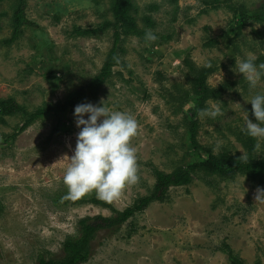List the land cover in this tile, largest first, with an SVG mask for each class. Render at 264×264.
I'll list each match as a JSON object with an SVG mask.
<instances>
[{"label": "rangeland", "instance_id": "obj_1", "mask_svg": "<svg viewBox=\"0 0 264 264\" xmlns=\"http://www.w3.org/2000/svg\"><path fill=\"white\" fill-rule=\"evenodd\" d=\"M263 1L132 0L139 33L120 35L111 75L95 97L80 102L127 112L138 123L131 140L138 180L104 207L90 203L97 198L94 191L68 198L62 182L79 130L73 117L77 104L19 127L27 114L63 101L99 72L113 39L110 28H96L112 18V0H26L31 24L8 44L3 40L10 37L17 0H0V102L11 99L19 106L11 114L0 111V264L61 257L62 244L80 235V219L114 215L147 195L154 184L152 167L170 173L195 160L182 114L172 111L167 95L179 97L181 88H189L186 56L196 66H213L210 86L238 82L222 101L205 103L219 105L221 114L211 118L199 112L197 140L213 153L224 149L245 157L234 130L244 124L243 110L252 119L245 100L264 91V77L250 88L232 69L247 54L264 55V26L253 23L227 37L235 18L228 6L252 9ZM76 28L94 31L77 34ZM148 31L155 40L145 38ZM254 154L264 155V140L256 139ZM200 175L185 186L169 187L162 202L149 203L119 227L97 230L79 264H232L234 258L264 264V197L255 198L264 180L245 173L222 180Z\"/></svg>", "mask_w": 264, "mask_h": 264}, {"label": "trees", "instance_id": "obj_2", "mask_svg": "<svg viewBox=\"0 0 264 264\" xmlns=\"http://www.w3.org/2000/svg\"><path fill=\"white\" fill-rule=\"evenodd\" d=\"M26 0H17L12 14V30L10 37L4 39L6 44L13 42L20 34L21 27L26 24H31L25 16ZM154 5H150V8ZM230 7L234 20L231 19L232 24L229 25L226 31V36L239 35L245 26L253 23H258L264 26V1L258 6L248 9L242 4L231 5ZM111 19L103 20L98 26L97 30L110 28L112 30V45L106 54L102 67L99 72L93 75L88 82L80 86L75 91L69 93L66 98L52 105H47L38 108L33 112L27 114L19 127L23 130L30 125L35 119L53 112L57 114L64 112L73 105L80 103L86 96L95 97L104 83V81L111 75V67L117 62L120 35L122 34H138L136 32V25L134 21V13L136 8L133 7L132 0H112ZM146 22L150 23L149 17H144ZM77 34H89L94 31L88 29L76 28L74 30ZM258 38L261 39L260 32H256ZM232 38V37H231ZM264 40V38H263ZM231 41V40H230ZM209 44V43H208ZM184 65L188 68L186 75L189 81V88L180 89L179 97H173L167 94L170 100V106L175 113L182 114V124L187 132V147L191 151L192 159L187 165L179 166L170 173L159 170L156 167L151 168L154 176V184L147 195L138 197L134 202L125 207L123 210H115L114 215L103 216L95 215L90 221L88 218L79 220L80 235L75 239H68L62 244V256L59 258H39L37 264H79L86 260L89 250V243L95 232L99 229H112L122 225L135 212L142 211L149 203L154 201H163L166 198L167 189L171 186H185L192 180L193 175L201 174L203 176L216 177L219 180L234 177V175L247 174L252 180H264V155L258 156L254 154L256 139L249 137L242 130H234L236 139L241 143L246 151L245 157H238L226 152L224 149L218 153H213L211 147L206 148L197 140L198 130V114L202 108L207 107L209 101L220 100L225 90L237 85L238 82H223L217 86H210L207 82L208 77L213 73L212 65L196 66L190 62L187 56L182 60ZM256 63H264V55H258ZM177 90V89H176ZM192 102V111L188 107ZM188 104V105H185ZM16 104H13L11 99L0 102V111L11 114L14 112ZM185 105L184 107H182ZM186 110H188L186 112ZM252 113V112H251ZM252 119L254 117L252 115ZM53 130H57L55 125ZM15 135L11 134L8 138H13ZM7 138V139H8ZM209 184L208 181H206ZM90 203L98 204L106 207L107 202L91 198ZM232 264H243L241 260L234 258ZM258 264V263H255Z\"/></svg>", "mask_w": 264, "mask_h": 264}, {"label": "clouds", "instance_id": "obj_3", "mask_svg": "<svg viewBox=\"0 0 264 264\" xmlns=\"http://www.w3.org/2000/svg\"><path fill=\"white\" fill-rule=\"evenodd\" d=\"M145 38L155 40L156 36L148 31ZM256 60L255 55L247 54L235 60L232 69L242 74L250 88H256L264 77V63L257 64ZM245 101L251 104L254 121L249 119L247 110H243L246 115L241 130L249 137L264 140V91L255 92ZM219 114V105L200 110L202 117L214 118ZM73 117L79 130L70 163L62 177L68 190L67 197L79 199L94 191L97 198L103 201L118 199L127 186L138 180L136 149L131 146L132 138L138 134L137 121L127 112L112 111L102 103L91 102L75 105ZM260 197H264V189L258 188L255 198Z\"/></svg>", "mask_w": 264, "mask_h": 264}]
</instances>
